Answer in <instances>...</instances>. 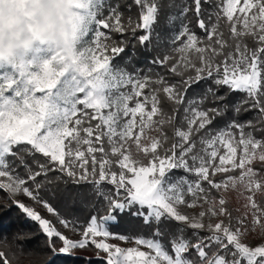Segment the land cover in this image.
<instances>
[{"label":"snow or ice","instance_id":"obj_1","mask_svg":"<svg viewBox=\"0 0 264 264\" xmlns=\"http://www.w3.org/2000/svg\"><path fill=\"white\" fill-rule=\"evenodd\" d=\"M77 8L71 66L47 50L28 66L0 64V190L55 217L13 199L47 238L50 261L69 264L91 245L106 264H264V242L244 243L257 227L264 235L255 199L264 196V168L252 167L264 162V0H80ZM150 56L181 79L138 71ZM236 92L245 98L234 101ZM253 110L255 122L237 119ZM217 174L225 176L217 182ZM238 186L248 195L233 216L224 193ZM181 205L201 211L188 215ZM186 227L208 234L186 238ZM13 259L0 250V264Z\"/></svg>","mask_w":264,"mask_h":264},{"label":"clouds","instance_id":"obj_2","mask_svg":"<svg viewBox=\"0 0 264 264\" xmlns=\"http://www.w3.org/2000/svg\"><path fill=\"white\" fill-rule=\"evenodd\" d=\"M80 0H2L0 64H32L38 45L58 62L71 66L77 52Z\"/></svg>","mask_w":264,"mask_h":264},{"label":"trees","instance_id":"obj_3","mask_svg":"<svg viewBox=\"0 0 264 264\" xmlns=\"http://www.w3.org/2000/svg\"><path fill=\"white\" fill-rule=\"evenodd\" d=\"M119 2L122 5L130 4L132 0H119ZM179 3L180 0H177ZM137 13V9L135 7L132 8L131 12L129 13L125 9V22L127 21L128 15H133L135 17ZM191 15V13H189ZM193 30L196 32L198 36H200L202 39H204V33L201 32L199 28H193ZM225 36L227 37L228 32L227 29H224ZM125 36L131 43H135V41L132 39L130 33H126ZM249 46H252L253 41L251 38H248L246 41ZM177 46H179V42H177ZM151 56L148 58V61L146 63H143L138 68V71L142 72L144 75L151 76L153 79H155L158 76H163L166 80L169 82L175 83L181 79L179 76H175L173 73L169 71V65L161 66L158 64H153L151 62ZM171 63V62H170ZM194 75V72L192 70H189L185 73V76L187 75ZM210 83V81H209ZM194 88L196 86H193ZM147 91V90H145ZM192 89H189V95L192 94ZM246 96L245 93L242 92H236L233 93L232 99L235 100H242ZM161 100H164L163 94L161 93ZM245 107H248V105H245ZM163 108L165 111L170 112L171 106L165 101L163 103ZM229 116L232 115V113L228 114ZM258 115V112L256 110L249 111V112H242L237 119L240 122H245L248 120H253L255 122L256 116ZM95 123V122H94ZM168 132V135L171 136L172 132L171 129H166ZM237 133V136L239 135L238 130L233 129ZM245 131H251L250 128H245ZM155 135V133H153ZM256 135L259 137V134L256 133ZM252 167L254 169H261L264 168V162H260L259 160H256L253 162ZM234 172H230L227 175H231ZM225 174H217L215 177H213L214 180H219L221 178H224ZM260 176L264 177V172L260 173ZM204 186L210 187L207 185L206 182H204ZM210 192L217 193V190L211 189ZM227 199L228 204L227 207L232 211L233 216L240 215L242 213V204H235L234 198ZM257 199L261 202V208H264V196L261 194H257ZM13 197H10V194L5 190H0V217H4V229L3 231H0V250H3L6 252V254H9V249H11L12 252L16 253L17 259L12 260V264H55V260L57 258H53L50 261V257H52L51 250L47 247V238L45 235L39 231L38 225L34 222L26 219L25 215L19 210V208L13 203ZM56 204V203H55ZM58 208L59 211H61V214L66 215L67 213L64 211V209L60 208L59 205H54ZM239 210V211H237ZM83 219V217H81ZM198 232L200 236L207 235L206 229L204 230H198V229H191V228H185V236L186 238H191L195 240V237H193V233ZM121 234H128L121 232ZM23 236V239H18L17 237ZM116 240V239H114ZM118 241V240H117ZM59 246V245H58ZM100 252V259L97 258L96 253ZM187 255V254H186ZM75 256L80 258L79 260L72 261L71 258L69 259V264H106V254L103 253L100 250L95 249L94 246H89L87 249H77L75 250ZM87 257L88 259L85 260L83 258ZM11 258V256H10ZM189 258H193L192 256H189Z\"/></svg>","mask_w":264,"mask_h":264},{"label":"rangeland","instance_id":"obj_4","mask_svg":"<svg viewBox=\"0 0 264 264\" xmlns=\"http://www.w3.org/2000/svg\"><path fill=\"white\" fill-rule=\"evenodd\" d=\"M0 2H2V0H0ZM238 28L240 27V25L237 26ZM38 50H46V48L43 46V45H38L37 46ZM231 175H239V170H236L233 174ZM222 179V178H221ZM221 179L217 180V182H219ZM205 188H208L207 186H204ZM244 192V195H241V193ZM210 194L212 196H215L217 197V199L219 198V195L220 193L217 191V193H212L210 192ZM224 195L227 197V199H231V196L232 195V198H234V202H236L235 204H242V213L245 212V208L243 207V205L246 203L245 201V196L248 195L247 192L244 191V189L240 186H238L237 189H229L226 193H224ZM13 198L15 200H19L25 204H30L32 205L33 207H35L38 211L41 212L42 215H44L46 218L48 219H52L54 222H55V217L49 215L46 210H44L42 208V206L38 205V204H34L28 197H26L25 195H23L22 193L21 194H16L15 196H13ZM186 199H188L190 201V197H186ZM255 199L257 200V202L260 204V207H261V202L257 199V196H255ZM54 205L55 204V201H52ZM205 207H207L205 205ZM180 210L182 212H184L185 214H188V215H197L199 213V211H201V208L199 206H197L196 208H188L186 205H181L180 206ZM251 215H249L247 217V220H248V223H249V226L251 225ZM211 222L214 224L216 222V218H212ZM264 222V221H262ZM204 223L207 225V223H209V220L207 217H205L204 219ZM57 227L60 228L61 231L65 232L66 235H71L73 239H79V235L76 234V235H73L72 233H70L68 230L66 229H63L59 224H57ZM97 239H101L100 237H97ZM108 243H112V244H117L119 245L120 247H123V248H128V247H136V245L134 244V242H124V241H117V240H114L112 238H109L107 240ZM264 242V235H261V232H260V229L259 227L256 228L255 231H249V233L247 234V236L244 238V243L248 244L249 246H252V247H255L257 245H259L260 243ZM141 248V250L143 251H148V249H146L144 246H139ZM106 254V253H105ZM107 255V254H106Z\"/></svg>","mask_w":264,"mask_h":264}]
</instances>
